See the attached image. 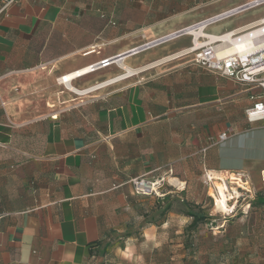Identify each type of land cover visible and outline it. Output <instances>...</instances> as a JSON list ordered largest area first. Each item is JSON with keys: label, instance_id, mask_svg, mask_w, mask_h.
Returning a JSON list of instances; mask_svg holds the SVG:
<instances>
[{"label": "crops", "instance_id": "1", "mask_svg": "<svg viewBox=\"0 0 264 264\" xmlns=\"http://www.w3.org/2000/svg\"><path fill=\"white\" fill-rule=\"evenodd\" d=\"M252 1L17 0L0 15V264H89L133 227L184 223L204 167L264 190V121L244 112L259 90L172 58L187 35L157 43ZM262 18L264 3L207 32ZM163 174L172 190L133 191ZM248 216L264 222V204Z\"/></svg>", "mask_w": 264, "mask_h": 264}, {"label": "rangeland", "instance_id": "2", "mask_svg": "<svg viewBox=\"0 0 264 264\" xmlns=\"http://www.w3.org/2000/svg\"><path fill=\"white\" fill-rule=\"evenodd\" d=\"M226 22H218L211 28ZM215 177L207 182L201 173L199 193L192 188L185 193L184 223H169L167 228L162 229L160 222H152L157 230L146 234L145 229L150 226L133 227L129 233L100 244L89 264H157L158 260L163 264H264V222H256L251 216L243 218L262 203L264 190L258 191L245 173L223 171ZM232 177L241 179L242 183L237 180L235 185ZM153 180L159 181V189L152 196L159 197L161 192L174 188L164 174ZM219 183H225L234 197L227 202L226 211H219L214 205L213 195L217 196L215 185ZM233 189L237 196L233 194ZM231 205H235L234 209ZM194 218L197 224L191 228ZM172 229L176 233H171ZM120 251L127 254L136 252L141 257H133L130 263L119 257ZM174 251L175 255L177 253L175 258ZM155 254H161V257L154 258ZM166 256L169 258L166 259Z\"/></svg>", "mask_w": 264, "mask_h": 264}, {"label": "built area", "instance_id": "3", "mask_svg": "<svg viewBox=\"0 0 264 264\" xmlns=\"http://www.w3.org/2000/svg\"><path fill=\"white\" fill-rule=\"evenodd\" d=\"M15 1L17 0H0V15L6 13L7 8ZM263 3L264 0H253L187 26L157 42L187 35L190 37V45L173 54L172 58L191 55L194 65L227 78L244 87L245 90L258 89L259 93L250 95L251 104L244 111L249 123L264 121V18L243 30H233L217 35L208 33L207 28ZM100 63L99 65L104 67L109 62L106 59ZM94 68L93 65L89 66L88 72ZM60 79L66 82L65 76ZM226 138L227 134L222 133L216 139H210L207 148L215 146ZM221 172L223 171L210 170L205 167L202 169L203 177L207 182L216 178V174ZM130 184L137 195H156L159 189L157 186L159 181L153 180V178H133L130 180ZM234 207L235 205H231V209Z\"/></svg>", "mask_w": 264, "mask_h": 264}, {"label": "bare ground", "instance_id": "4", "mask_svg": "<svg viewBox=\"0 0 264 264\" xmlns=\"http://www.w3.org/2000/svg\"><path fill=\"white\" fill-rule=\"evenodd\" d=\"M89 68V67H88ZM86 69L85 71L88 72L89 69ZM80 74V73H79ZM78 73L76 75H79ZM69 78V77H68ZM65 81L67 82V78L65 76ZM232 182H235V185H237V180L240 181V184L242 183L241 179H238V178H234L232 177L231 178ZM223 181V180H222ZM224 182V181H223ZM215 183V182H214ZM215 185V184H214ZM215 188L217 190V196L213 195V198H214V205L218 206V210H222V211H226L227 210V202L229 200H231L232 198H234L232 196V193H230V189L225 185V183H219V184H216L215 185ZM214 188V189H215ZM234 190V189H233ZM231 190V192L233 191ZM215 191V190H214ZM233 194L234 195H238L237 192L234 190L233 191Z\"/></svg>", "mask_w": 264, "mask_h": 264}, {"label": "trees", "instance_id": "5", "mask_svg": "<svg viewBox=\"0 0 264 264\" xmlns=\"http://www.w3.org/2000/svg\"><path fill=\"white\" fill-rule=\"evenodd\" d=\"M262 203L264 204V198H263ZM196 224H197V219L194 218V221L190 224V227H191V228H194V227L196 226Z\"/></svg>", "mask_w": 264, "mask_h": 264}]
</instances>
